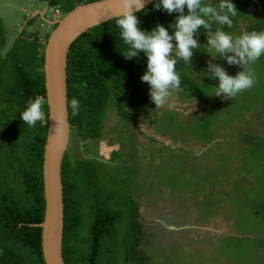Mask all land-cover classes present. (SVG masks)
I'll use <instances>...</instances> for the list:
<instances>
[{
	"label": "rangeland",
	"instance_id": "obj_1",
	"mask_svg": "<svg viewBox=\"0 0 264 264\" xmlns=\"http://www.w3.org/2000/svg\"><path fill=\"white\" fill-rule=\"evenodd\" d=\"M11 1L5 10L21 21L26 13L14 5L28 1ZM63 4L67 10L69 3ZM237 11L245 16L233 18L232 28L225 29L233 34L248 31L251 22L264 21V1L238 5ZM47 14L53 17L50 10ZM200 48L190 60L192 68L184 64L176 69L190 76V83L181 84L170 106L155 108L146 98L127 107L133 118L127 120L112 102L103 133L89 144L77 125L70 129L73 158L92 155L107 160L116 151L107 164L111 172L96 173L98 187L89 188V168L87 175L84 169L76 172L84 198L81 234L89 232L91 193L111 191L117 196L115 204L110 202L114 212L123 214L117 222L122 234L133 217L129 202H138L140 248L149 256L145 264H264V57L250 65L255 78L250 89L221 99L210 95L215 80L197 73L210 59L231 75L242 69L211 58L205 45ZM144 70L138 72L137 83L140 91L148 92V84L140 80Z\"/></svg>",
	"mask_w": 264,
	"mask_h": 264
},
{
	"label": "trees",
	"instance_id": "obj_2",
	"mask_svg": "<svg viewBox=\"0 0 264 264\" xmlns=\"http://www.w3.org/2000/svg\"><path fill=\"white\" fill-rule=\"evenodd\" d=\"M87 1L93 0H50V4L63 6V2L69 3L67 10L63 8L66 13L76 4ZM249 1L264 0H232L236 9L238 5L247 7ZM152 4L153 1L136 13L139 26L145 30H150L157 23L167 27L176 13L161 12ZM239 15L245 16L238 11L234 19ZM263 23V20L249 23L248 31H260ZM203 36V33L199 36L201 43H204ZM39 38L35 36L29 40L20 36L3 55L1 51L6 36L0 19V264H46L41 245L42 227L37 225L45 212L43 153L48 129L44 42ZM125 47L113 19L89 28L70 46L66 70L67 101L77 98L80 108L76 115L68 109L69 122L77 124L82 134L100 136L103 133L105 112L112 102L117 104L119 113L127 120H133L128 106L140 105L146 98L151 102L148 92L140 91L137 83L138 72L146 68V58L141 53L124 59L120 51ZM175 67L181 70L184 63L178 61ZM179 74L181 84L190 83V76ZM37 96L43 101L44 121L29 127L19 119V113L29 98ZM87 168L90 170L87 174L92 175L89 188L98 187L96 173H110L104 162L71 160L65 154L62 163V250L65 263L145 264L149 256L140 248L142 225L138 221L139 205L135 200L129 202L133 212L129 220L130 229L122 234L117 222L123 214L117 215L110 203L115 204L117 196L111 191H93L92 210L87 215L89 232L81 234L85 217L82 210L84 198L78 189L76 172Z\"/></svg>",
	"mask_w": 264,
	"mask_h": 264
},
{
	"label": "clouds",
	"instance_id": "obj_3",
	"mask_svg": "<svg viewBox=\"0 0 264 264\" xmlns=\"http://www.w3.org/2000/svg\"><path fill=\"white\" fill-rule=\"evenodd\" d=\"M118 3L120 10L110 18L114 20L119 37L126 46L120 53L126 60L141 53L146 58V68L140 80L148 84L149 98L155 108L169 104L170 98L181 89L180 74L175 66L182 61L192 68L190 60L196 50H201V44L210 50L206 53L211 58L218 57L228 65H237L242 69L231 75L210 59L206 68L199 73L194 71L215 80L210 95L231 99L254 85L250 65L264 57V30L239 34L226 31L225 28H232L233 18L238 12L232 0H153L154 9L176 15L167 27L157 23L150 30L139 26L136 15L144 10L146 0H118ZM201 33L206 37V43L199 42ZM66 107L72 115H76L80 102L73 97L67 101ZM44 117V105L39 96L29 98L19 113V119L29 127H35L37 122L43 123ZM60 131L57 127V134Z\"/></svg>",
	"mask_w": 264,
	"mask_h": 264
},
{
	"label": "water",
	"instance_id": "obj_4",
	"mask_svg": "<svg viewBox=\"0 0 264 264\" xmlns=\"http://www.w3.org/2000/svg\"><path fill=\"white\" fill-rule=\"evenodd\" d=\"M153 0H146L144 7ZM118 0H93L76 4L61 17L49 19L52 25L44 42L43 71L48 129L43 153L44 218L40 223L41 245L46 264H66L62 242L64 201L62 163L70 139L67 87L68 52L74 40L89 28L110 20L120 10ZM107 18V19H105ZM61 129L57 134L56 128Z\"/></svg>",
	"mask_w": 264,
	"mask_h": 264
},
{
	"label": "crops",
	"instance_id": "obj_5",
	"mask_svg": "<svg viewBox=\"0 0 264 264\" xmlns=\"http://www.w3.org/2000/svg\"><path fill=\"white\" fill-rule=\"evenodd\" d=\"M27 1H28L27 5L15 3L14 5L15 7L19 6L26 13L25 15L22 16L24 18L22 17L20 18L21 21L20 20L15 21L13 20V17L9 16V11H6L4 7L7 4L11 6L13 1L0 0V19L3 23L4 29H5V36H6L5 45L3 46L2 51H1L3 55L9 50L11 45L14 43V41L18 37L21 36V37H26L29 40H33L35 36H39L40 37L39 39L43 41L41 36L46 37V34H48L51 29L50 27H52V26L47 25V23L49 22V19L55 18L54 17L55 14L52 13V11L51 13L53 17L47 14V12L53 6L50 4V0H27ZM62 9H63V6H61V12L64 13V10ZM17 25H18V31L17 30L14 31L15 26ZM40 26H45L46 28L40 27ZM41 30L43 31V34L42 33L39 34ZM12 31L15 32V36L11 38V36L13 35ZM9 39H12L10 42L11 43L10 45L8 44Z\"/></svg>",
	"mask_w": 264,
	"mask_h": 264
},
{
	"label": "flooded vegetation",
	"instance_id": "obj_6",
	"mask_svg": "<svg viewBox=\"0 0 264 264\" xmlns=\"http://www.w3.org/2000/svg\"><path fill=\"white\" fill-rule=\"evenodd\" d=\"M49 26H51V25H49ZM74 125H77V124H74ZM74 125H71V129L74 127ZM78 126V125H77ZM78 134H81L83 137H85L86 138V143H90V141L92 140V139H94V138H98V136H92V135H90V134H82L81 132H80V128H79V126H78ZM124 138H125V136H124ZM72 136L70 135V140H69V146L67 147V149H66V151H65V154L67 153V155L69 156V158L71 159V160H76L77 158H73L72 157V152H74V150H72L71 148H70V145H71V142H72ZM74 139V138H73ZM126 140V139H125ZM115 154H116V151H114V153H111L110 155H109V159L111 158V159H113L114 157H115ZM84 160H87L88 161V163H90L91 162V160H98V161H101V162H104L105 164H106V168H107V164H110L109 163V159H105V160H100V159H98L97 157H94V156H92V155H87L86 157H84L83 158ZM75 163V162H74ZM74 163L72 164L73 166H74ZM108 169V168H107ZM109 170V172H111L110 171V169H108Z\"/></svg>",
	"mask_w": 264,
	"mask_h": 264
},
{
	"label": "built area",
	"instance_id": "obj_7",
	"mask_svg": "<svg viewBox=\"0 0 264 264\" xmlns=\"http://www.w3.org/2000/svg\"><path fill=\"white\" fill-rule=\"evenodd\" d=\"M50 11L54 14H59L61 12V6L60 4H55L50 8Z\"/></svg>",
	"mask_w": 264,
	"mask_h": 264
}]
</instances>
